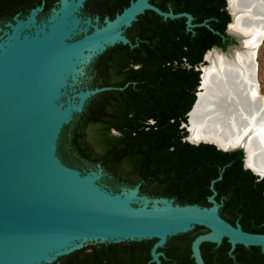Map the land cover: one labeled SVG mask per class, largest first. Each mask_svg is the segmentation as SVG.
Masks as SVG:
<instances>
[{
    "label": "water",
    "instance_id": "water-1",
    "mask_svg": "<svg viewBox=\"0 0 264 264\" xmlns=\"http://www.w3.org/2000/svg\"><path fill=\"white\" fill-rule=\"evenodd\" d=\"M84 1L62 0L48 22L36 24L32 15L19 20L0 40V264L52 263L90 242L151 238H157L152 260L162 264L164 252L160 248L171 236L196 225L209 229L193 240L196 264H205L203 242L221 244L225 237L231 251L238 244L264 249V233L246 231L240 222L233 224L221 216L215 180L208 198L210 206L180 204L174 198L141 194L140 184L115 191L102 182L101 165L97 170L83 171L64 162L59 154L64 126L84 109L92 95L111 88L72 89L73 94L67 93L85 74L86 64L108 45L129 43L124 28L146 10H154L165 19L185 16L189 29L197 25L190 12L166 11L151 0H131L113 19L107 17L106 23L95 25L92 32L86 27V34L73 40L80 22L76 13ZM247 6L240 5L234 12L227 0L231 21L226 30L235 42L226 49L213 46L206 51L197 66L201 74L196 99L183 125L191 143H212L224 151L242 149L245 167L263 178L264 167L256 169L248 164L243 144L227 146L211 138H192L190 129L191 113L205 91L204 75L214 63L207 58L209 53L237 63L238 55L251 53L255 89L264 97L257 61L264 40V18L251 14ZM238 16L240 28L233 30ZM260 19L262 29L257 31L256 21ZM26 27L35 29L24 32Z\"/></svg>",
    "mask_w": 264,
    "mask_h": 264
},
{
    "label": "trees",
    "instance_id": "trees-1",
    "mask_svg": "<svg viewBox=\"0 0 264 264\" xmlns=\"http://www.w3.org/2000/svg\"><path fill=\"white\" fill-rule=\"evenodd\" d=\"M130 2L113 0L107 6L120 13ZM151 2L166 11L190 12L197 25L189 29L187 17L165 19L154 10L139 15L137 22L149 21L151 30L149 45L142 40L136 46L141 64L131 67L121 82L92 95L65 125L59 142L64 162L83 171L101 165L102 182L115 191L140 184L141 194L174 197L180 204L210 206L215 180L221 216L240 222L246 231L264 233V177L244 168L242 149L224 151L212 143H191L183 125L200 84L196 66L208 49H226L230 40L235 42L226 34L231 21L227 1ZM146 53L149 66L143 64ZM208 231L196 225L171 236L160 248L162 264H196L193 240ZM156 241L90 242L45 264H157L152 260ZM201 249L205 264H264L262 247L238 244L231 251L226 237L221 244L203 242Z\"/></svg>",
    "mask_w": 264,
    "mask_h": 264
},
{
    "label": "bare ground",
    "instance_id": "bare-ground-1",
    "mask_svg": "<svg viewBox=\"0 0 264 264\" xmlns=\"http://www.w3.org/2000/svg\"><path fill=\"white\" fill-rule=\"evenodd\" d=\"M230 4L234 12L240 5H248L251 14L264 18V0H230ZM240 20L238 16L233 30L240 28ZM256 22L259 31L262 19ZM214 54L207 55L214 63L206 70L205 91L191 113V136L215 139L227 146L243 144L248 164L261 169L264 167V97H259L255 89L252 54L238 55V63Z\"/></svg>",
    "mask_w": 264,
    "mask_h": 264
},
{
    "label": "flooded vegetation",
    "instance_id": "flooded-vegetation-1",
    "mask_svg": "<svg viewBox=\"0 0 264 264\" xmlns=\"http://www.w3.org/2000/svg\"><path fill=\"white\" fill-rule=\"evenodd\" d=\"M109 1L113 0L84 1V4L76 13V16L80 19V22L76 29V33L73 35V40L83 37L86 34V27H88V32H92L95 29V25L102 26L106 23L107 17L113 19L116 14H118L116 10L107 6ZM61 5L62 0H3V3L0 7V40L5 39L6 36L13 31V25L17 24L19 20L25 21L32 15H34V22L36 24L48 22V19L51 17V15L56 9L60 8ZM113 13L114 16H111ZM89 19L91 20L90 23H88ZM137 21L138 19L135 20L130 26L124 28V35L129 38L130 42L123 43L120 41L114 45H108L105 50L100 52L89 63L86 64L85 74L79 77V82L74 87H69L67 93L73 94L74 91L71 92L72 89H76V91L93 89L96 88L94 86L96 84H100L99 86L103 87L109 86L111 83H119L124 78H126L127 72L131 67L141 64L140 55L135 56L136 46L140 45L142 40H144L149 45L151 30L149 21ZM34 29V27H26L24 32H31ZM226 34L234 39V37L229 34L227 30ZM224 39L226 40V38ZM233 43L234 42H231L230 40L228 46ZM147 44H145V46H148ZM143 64L149 66L148 53L143 56ZM59 154L62 159L65 160V157L60 151ZM244 168L247 167L244 165Z\"/></svg>",
    "mask_w": 264,
    "mask_h": 264
},
{
    "label": "rangeland",
    "instance_id": "rangeland-1",
    "mask_svg": "<svg viewBox=\"0 0 264 264\" xmlns=\"http://www.w3.org/2000/svg\"><path fill=\"white\" fill-rule=\"evenodd\" d=\"M257 61H258V80L260 83V92L264 95V40L258 48Z\"/></svg>",
    "mask_w": 264,
    "mask_h": 264
}]
</instances>
